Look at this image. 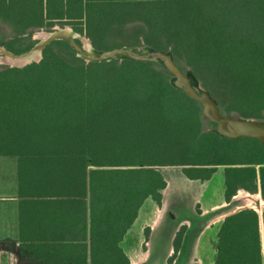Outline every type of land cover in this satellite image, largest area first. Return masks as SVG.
<instances>
[{"label": "trees", "instance_id": "16d2710c", "mask_svg": "<svg viewBox=\"0 0 264 264\" xmlns=\"http://www.w3.org/2000/svg\"><path fill=\"white\" fill-rule=\"evenodd\" d=\"M209 2L230 9L203 25L161 23L163 13ZM121 14L147 24L145 44L172 46L176 64L190 67L224 112L264 117V0H0V44L19 54L34 45V31L68 24L105 49ZM171 75L148 60L87 62L67 40L49 43L38 62L0 67V154L17 155L34 194L55 203L51 241L39 247L62 264H131L121 242L148 198L162 205V166H182L189 179L205 181L222 165L226 202L240 189L264 198V143L207 129L201 104ZM186 229L177 231L170 261ZM2 250L0 264H7ZM214 264H264L257 210L225 216Z\"/></svg>", "mask_w": 264, "mask_h": 264}, {"label": "crops", "instance_id": "0c3cea01", "mask_svg": "<svg viewBox=\"0 0 264 264\" xmlns=\"http://www.w3.org/2000/svg\"><path fill=\"white\" fill-rule=\"evenodd\" d=\"M3 30L10 31L9 28ZM213 176L208 180L200 181L206 183ZM29 181L30 178H27L22 171L20 172V160L17 155L0 154V247L3 249L2 251L8 253V262L6 261V263L62 264L56 260L55 251L39 247L41 244H47L44 242L51 241L50 225L55 214V203L51 201L50 197L44 198L35 195V187ZM168 187L169 183L164 190L162 205L158 206L155 202L156 206L147 211L148 214L153 212L156 215L153 223L146 220L142 223L141 228L144 229V233L146 228H149L148 240L145 236H139L134 227L149 198L142 205L138 217L121 242L131 264H155L149 262V254L153 247L158 220H162L166 211L174 226L166 247V264H214L217 258L218 231L223 219L228 214L217 219L219 207L222 205L208 203L204 207L199 202V210L193 219L178 217V212L168 210L166 203ZM232 201L233 199L229 203ZM229 203L226 202V204ZM40 222H43L42 227ZM183 224L187 225V229L182 245L177 256L170 261L169 258L174 251V237ZM209 229H214L215 235H209L207 233ZM140 245L141 251L137 249ZM85 264L92 263L88 261Z\"/></svg>", "mask_w": 264, "mask_h": 264}, {"label": "rangeland", "instance_id": "374dc122", "mask_svg": "<svg viewBox=\"0 0 264 264\" xmlns=\"http://www.w3.org/2000/svg\"><path fill=\"white\" fill-rule=\"evenodd\" d=\"M199 4L201 3L199 2ZM180 5L183 8H185L186 5H189V3L186 1H182L180 2ZM202 5L203 3L201 4V6ZM222 5H224V3H222ZM222 5L220 6L216 2H209L208 5L203 6L202 8H199L198 10H192V8L189 7V11L184 12L185 15L182 12L180 14L168 13V12L163 13L164 17L161 19V23L162 24L164 23L165 25L174 26V24H178V23L182 24L188 21L191 23V18H192L193 25H194V22L198 24L201 22L203 25L205 24V20L203 19H206L208 16L210 19L214 20V17L217 18L220 14L228 13V10L230 9V7L228 10H226L224 7H227V6L222 7ZM232 5H233V2L229 3V6H232ZM187 15L190 17H185ZM66 25L55 24L54 26L50 28H40L34 31L30 35V40L35 41L34 43L35 45L36 42L38 41L37 39L34 38L35 32L40 31L42 29L43 31H52L53 28L56 26L64 27ZM68 26L73 28L74 31H77L75 30L73 26L71 25H68ZM148 31H149V28L144 21L142 20L129 21L127 20L126 16L121 14L120 19H117L109 27V31L107 33L108 42L106 44L105 50L118 48L122 46H133L135 48H141L143 45H145L143 35L145 32H148ZM1 36L4 37L5 41H9L11 39V35L9 33H4L3 35L1 34ZM83 36L87 37L86 35H83ZM0 45L7 48L6 44H0ZM168 50H171L173 53L172 46H170ZM181 62H183V64L185 63L184 57L181 58ZM2 66H10V63L0 62V67ZM187 69L191 70L190 67H187ZM198 79L200 80L201 86L209 90L211 94L216 98L214 91L207 88L203 84L200 78ZM208 79L211 80L209 77L207 78V80ZM231 114L239 115L236 112H233ZM259 119H264V117L259 118ZM204 120H205V126L207 129L215 127L216 124H214L208 118L204 117ZM159 169L163 172L166 180L169 183V187L167 189V196H166V203H167L168 210L174 211L175 213L178 212V217H181L183 219L184 218L193 219L194 215L197 213V207L200 206V203H202V206L204 207L207 206L208 203H216L217 205H222L219 207L218 217H216L217 219L218 218L221 219L225 215L231 212L237 211L239 209H242L244 207H250V208H254L255 210H257L260 216L262 248H263V253H264V198L262 197L260 191L257 193H251L244 189L239 190L236 196L233 198L232 203L226 204L225 199H224V190H225V180H224V173H223L224 166L222 165L219 166L218 172H216L213 178L210 181H207L206 183H203L200 180L189 179L183 173L182 166H162V167H159ZM155 206H156L155 201L152 198H149L134 227L135 232H137L139 236L141 235L143 237L145 236L144 229L141 228L142 223L145 220L149 221V223H153L156 215L153 214V212L151 214H148L147 211L149 209H152ZM158 221L159 223L157 224V228L155 230L153 247L151 248V253L149 254V262L155 263V264H166L167 263L166 258H165V255L167 252L166 247H167V243L170 237L171 230L174 226L172 225V221L169 218V214L167 211L164 214L162 220H158ZM214 232H215L214 229H209L207 233L213 236L215 235ZM137 249L141 251L142 249L141 245L140 247H137Z\"/></svg>", "mask_w": 264, "mask_h": 264}, {"label": "water", "instance_id": "95a60500", "mask_svg": "<svg viewBox=\"0 0 264 264\" xmlns=\"http://www.w3.org/2000/svg\"><path fill=\"white\" fill-rule=\"evenodd\" d=\"M43 33L46 36H43ZM34 38L38 41L28 51L17 54L0 45V55L23 57L24 59L19 63H10V66L22 67L34 61H40L43 58L44 48L52 41L67 40L76 50L77 56L85 59L87 62L109 61L113 59L123 60L127 58L154 61L162 65L172 74L169 80L174 87L184 90L191 98L201 104L203 116L216 123L215 127L209 130L231 139L245 136L257 138L264 143V119L232 115L222 111L218 100L209 90L201 86L200 80L194 72L190 69L186 71L180 69L174 61L171 50H158L148 44L143 45L141 48L122 46L109 50L98 49L93 45L90 38L74 31L68 25L64 27L56 26L52 31H43L42 29L34 33ZM84 38L90 40L93 49L92 53L85 49Z\"/></svg>", "mask_w": 264, "mask_h": 264}, {"label": "bare ground", "instance_id": "6f19581e", "mask_svg": "<svg viewBox=\"0 0 264 264\" xmlns=\"http://www.w3.org/2000/svg\"><path fill=\"white\" fill-rule=\"evenodd\" d=\"M42 35L46 36V34H44V33ZM83 41H84V44H85V49L92 53L93 49H92L90 40L88 38H84ZM23 59L24 58L20 57V56L12 57V56H2V55H0V62H8V63H11V64L19 63Z\"/></svg>", "mask_w": 264, "mask_h": 264}]
</instances>
